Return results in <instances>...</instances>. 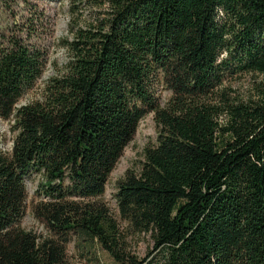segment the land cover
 Wrapping results in <instances>:
<instances>
[{"label": "trees", "instance_id": "trees-1", "mask_svg": "<svg viewBox=\"0 0 264 264\" xmlns=\"http://www.w3.org/2000/svg\"><path fill=\"white\" fill-rule=\"evenodd\" d=\"M85 1L40 101L17 106L47 61L33 19L0 37V118L15 131L0 151V264H65L72 238L119 264H264V0ZM245 75L239 95L227 83ZM149 114L156 140L112 209L109 175ZM26 181L40 233L21 223ZM141 234L145 257L128 246Z\"/></svg>", "mask_w": 264, "mask_h": 264}, {"label": "rangeland", "instance_id": "rangeland-1", "mask_svg": "<svg viewBox=\"0 0 264 264\" xmlns=\"http://www.w3.org/2000/svg\"><path fill=\"white\" fill-rule=\"evenodd\" d=\"M70 5H73L76 9L78 8L83 18H86L93 11V6L85 0H0V37L2 34L7 33L9 28L17 31L21 29L24 20L31 16L34 28L37 30L36 33L39 35L38 37H41L42 44L47 51V61L42 76L31 89L23 94L17 106L42 100L52 79L59 76L63 71L68 60V53L64 48L63 40L69 35ZM40 17L43 21V27L37 25ZM14 24H18V26L15 27ZM250 79L248 75H245L228 82L227 85L235 93L241 95L245 92ZM166 95V91H163L162 98ZM11 125V120L0 118L1 152L11 150L12 139L15 135ZM156 134L157 127L153 115L149 114L141 120L133 139L126 146L109 175L103 197L112 209L115 207L113 194L116 190L117 181L123 177L127 170L136 169L139 166L144 148L155 142ZM26 189L28 209L21 223L25 229L40 233L43 231V227L39 221L32 217L30 212V205L35 199V182L26 181ZM128 246L139 257H145L152 247V242L149 235H131L128 237ZM65 264L119 263L114 261L98 243L72 238L66 245Z\"/></svg>", "mask_w": 264, "mask_h": 264}]
</instances>
